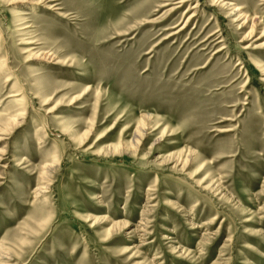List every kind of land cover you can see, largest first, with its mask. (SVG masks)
<instances>
[{
	"label": "rangeland",
	"instance_id": "1",
	"mask_svg": "<svg viewBox=\"0 0 264 264\" xmlns=\"http://www.w3.org/2000/svg\"><path fill=\"white\" fill-rule=\"evenodd\" d=\"M22 1L0 264H264V0Z\"/></svg>",
	"mask_w": 264,
	"mask_h": 264
},
{
	"label": "bare ground",
	"instance_id": "2",
	"mask_svg": "<svg viewBox=\"0 0 264 264\" xmlns=\"http://www.w3.org/2000/svg\"><path fill=\"white\" fill-rule=\"evenodd\" d=\"M22 2H29L34 6H39L41 5V3H47V4H52L53 2H55L54 0H40V1H35V0H24ZM53 7V6H52ZM18 12V11H17ZM28 13L23 12V11H19V13L17 14V16L22 17V16H27ZM16 97V96H15ZM146 127V126H145Z\"/></svg>",
	"mask_w": 264,
	"mask_h": 264
}]
</instances>
